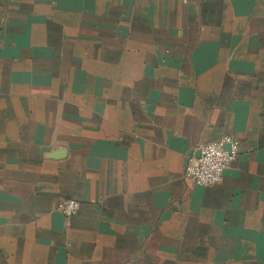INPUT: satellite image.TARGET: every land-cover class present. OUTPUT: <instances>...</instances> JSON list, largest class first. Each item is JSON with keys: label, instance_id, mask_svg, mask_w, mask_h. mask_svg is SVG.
Returning a JSON list of instances; mask_svg holds the SVG:
<instances>
[{"label": "crops", "instance_id": "1", "mask_svg": "<svg viewBox=\"0 0 264 264\" xmlns=\"http://www.w3.org/2000/svg\"><path fill=\"white\" fill-rule=\"evenodd\" d=\"M0 264H264V0H0Z\"/></svg>", "mask_w": 264, "mask_h": 264}, {"label": "built area", "instance_id": "2", "mask_svg": "<svg viewBox=\"0 0 264 264\" xmlns=\"http://www.w3.org/2000/svg\"><path fill=\"white\" fill-rule=\"evenodd\" d=\"M238 141L226 135L220 140L203 144L200 155L190 160L186 176L196 185L210 187L221 182L225 170L238 155ZM81 203L66 199L60 205L64 216L70 218L80 209Z\"/></svg>", "mask_w": 264, "mask_h": 264}, {"label": "water", "instance_id": "3", "mask_svg": "<svg viewBox=\"0 0 264 264\" xmlns=\"http://www.w3.org/2000/svg\"><path fill=\"white\" fill-rule=\"evenodd\" d=\"M64 151V150H63ZM60 152H62V151H60ZM60 154V153H59Z\"/></svg>", "mask_w": 264, "mask_h": 264}]
</instances>
